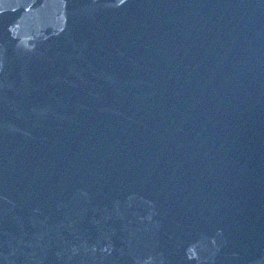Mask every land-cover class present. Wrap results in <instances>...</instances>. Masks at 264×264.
Returning a JSON list of instances; mask_svg holds the SVG:
<instances>
[{"label":"water","instance_id":"obj_1","mask_svg":"<svg viewBox=\"0 0 264 264\" xmlns=\"http://www.w3.org/2000/svg\"><path fill=\"white\" fill-rule=\"evenodd\" d=\"M0 264H264V0H0Z\"/></svg>","mask_w":264,"mask_h":264}]
</instances>
